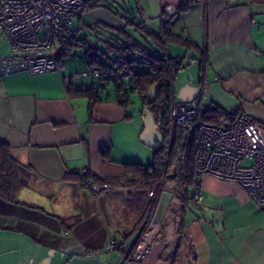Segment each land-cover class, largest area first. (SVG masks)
I'll list each match as a JSON object with an SVG mask.
<instances>
[{"label":"crops","instance_id":"crops-1","mask_svg":"<svg viewBox=\"0 0 264 264\" xmlns=\"http://www.w3.org/2000/svg\"><path fill=\"white\" fill-rule=\"evenodd\" d=\"M85 9L70 23L81 64L0 77V143L25 183L18 204L0 200V264H137L127 263L125 252L151 198L148 189L131 187L130 167L150 166L153 155L140 142L142 115L130 92L121 96L114 81L86 75L85 48L104 60L98 33L126 43L138 35L153 53L148 33L165 37L167 24L188 42L159 41L168 58L181 60L172 100L264 124V0H87ZM84 169L111 185L100 200L83 183ZM172 187L165 186L163 199ZM196 202L165 217L144 264H264V208L236 184L209 176ZM109 237L121 251L105 252Z\"/></svg>","mask_w":264,"mask_h":264},{"label":"built area","instance_id":"built-area-1","mask_svg":"<svg viewBox=\"0 0 264 264\" xmlns=\"http://www.w3.org/2000/svg\"><path fill=\"white\" fill-rule=\"evenodd\" d=\"M87 0H0V34L7 40L11 55L0 56V77L25 70L31 75L58 72L60 65L51 53L54 43L70 44L76 32L70 29L73 18L85 13ZM180 59H173L171 78L178 73ZM86 75L98 83L125 81L127 74L116 68L96 67ZM230 120L214 126L197 121V108L189 103L174 100L170 106L171 127L186 125V140L195 137V159L190 185L191 205L209 176L222 182L236 184L249 199L264 208V124L247 114L230 111ZM83 183L97 200L110 190L105 182H94L87 169L81 171ZM183 175L180 179L166 180L157 197L143 230L131 250L125 252L127 263L144 264L149 258L156 239L163 230L165 217L172 212L173 202H179L184 191ZM180 180V181H179ZM172 184L169 198H162L167 184ZM152 198L153 189L147 190ZM113 238L108 239L105 252L121 251ZM181 264H191L184 261Z\"/></svg>","mask_w":264,"mask_h":264},{"label":"trees","instance_id":"trees-1","mask_svg":"<svg viewBox=\"0 0 264 264\" xmlns=\"http://www.w3.org/2000/svg\"><path fill=\"white\" fill-rule=\"evenodd\" d=\"M162 28L165 37L148 33L152 36L150 38L152 43L147 42L150 46H157L159 50H162V43L160 42L163 39L164 44L171 41H180L181 44L188 47V42L170 34L167 24ZM101 30L104 29L101 28ZM98 34L105 37L100 41L103 48L99 53L104 57V60L97 55L98 51L88 47L85 48L89 69L96 67L116 68L119 72L127 74L128 78L125 81L115 82L118 89L122 88L121 96H124L125 91L136 93L141 100L142 109L147 108L154 115L156 128L162 137V144L153 149V163L150 166L144 168L138 165H131L130 167L132 169L131 187L134 186L142 190H154L153 197L146 204L145 214L136 225V229L141 232L166 180L180 179L181 174L183 175V194L179 196L180 201L177 204H173L171 209L172 212L179 216L181 212L189 208L191 204L190 185L192 183L196 153L195 137L186 140L185 124L171 127L170 106L172 102V84L175 79L171 78L170 66L173 59L168 58L166 55H160L152 47L153 53L149 52L146 49L147 47L139 41L132 40L126 43L129 40L125 41L119 37L114 39L111 37L113 35L108 36L104 33ZM127 37L130 38V36ZM78 42L76 37L70 44L60 42L58 56L56 57L59 65H61L63 57L70 56L74 47L80 46ZM136 53H140L141 57L136 59ZM138 65L142 66L140 71L134 69ZM152 88H156L155 95L147 99V94ZM197 112V121L214 126H219L230 120L228 113L215 107L197 109ZM21 172L22 167L11 157L8 146L0 143V200L2 202L18 204V194L25 186L24 181L21 179ZM93 181L97 182L98 180L94 179ZM175 205L178 208H175Z\"/></svg>","mask_w":264,"mask_h":264},{"label":"rangeland","instance_id":"rangeland-1","mask_svg":"<svg viewBox=\"0 0 264 264\" xmlns=\"http://www.w3.org/2000/svg\"><path fill=\"white\" fill-rule=\"evenodd\" d=\"M130 1V0H129ZM126 6V5H125ZM136 37H138V41L140 42V43H142V40H141V38H139L140 36H138V35H136ZM96 45L99 47V48H101V44H98V43H96ZM168 46H171V45H168ZM152 47V46H151ZM150 48V47H149ZM148 48V51L149 52H151L150 51V49ZM152 48H154V50H156V52L157 53H159L160 55H165V51L163 50L164 49V45H162V50H159V48L156 46V47H152ZM172 48H174V49H176L177 47H172ZM58 52H59V46H58V44L55 42L54 43V47L52 48V50H51V53L55 56V57H57L58 56ZM81 52H80V49H79V47L77 46V47H74L73 49H72V51H71V54H70V56H65V57H63L62 59H61V65L64 63H67V61H71L73 64H75L76 65V62H79V64H81L80 63V58L79 57H81V54H80ZM152 53V52H151ZM1 55H6V56H9V55H11V51H10V46H9V44H8V42H7V40L5 39V37L2 35V34H0V56ZM139 61H141L140 59H138ZM142 69V67L141 66H139L138 65V67L136 68V71H140ZM82 73V72H81ZM79 74V73H78ZM177 89V88H176ZM172 93H173V86H172ZM129 95H130V97L132 98V102H133V104H134V107H136L137 108V111L141 114L142 113V111H143V109H142V104H141V100H140V98H139V96L136 94V93H129ZM178 97V96H177ZM175 101H177V98L175 97ZM141 119V118H140ZM148 150L149 151H151L152 152V155H153V149H149L148 148ZM153 163V161H151V163L150 164H152ZM146 167L148 166L147 165V163H146V165H145Z\"/></svg>","mask_w":264,"mask_h":264},{"label":"water","instance_id":"water-1","mask_svg":"<svg viewBox=\"0 0 264 264\" xmlns=\"http://www.w3.org/2000/svg\"><path fill=\"white\" fill-rule=\"evenodd\" d=\"M170 11H174V7H168L166 14L169 15ZM156 88H152L148 94L147 99L155 95ZM141 121L143 123V129L140 135V142L149 149H154L156 146L162 144V137L158 129L156 128V119L147 108H144L141 113ZM138 236L135 238V242ZM134 242V244H135Z\"/></svg>","mask_w":264,"mask_h":264},{"label":"flooded vegetation","instance_id":"flooded-vegetation-1","mask_svg":"<svg viewBox=\"0 0 264 264\" xmlns=\"http://www.w3.org/2000/svg\"><path fill=\"white\" fill-rule=\"evenodd\" d=\"M136 243V242H135ZM134 246V245H133Z\"/></svg>","mask_w":264,"mask_h":264}]
</instances>
